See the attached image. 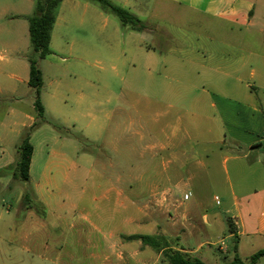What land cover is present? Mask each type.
I'll list each match as a JSON object with an SVG mask.
<instances>
[{
  "label": "rangeland",
  "instance_id": "374dc122",
  "mask_svg": "<svg viewBox=\"0 0 264 264\" xmlns=\"http://www.w3.org/2000/svg\"><path fill=\"white\" fill-rule=\"evenodd\" d=\"M110 1L136 14L158 31L152 36L124 27L114 13L103 10L92 0H64L58 7L50 44L52 53L39 62L44 80L41 100L47 111L34 140L37 155L30 181L13 179L17 148L26 128L20 133H12L0 127V136L7 134L6 152L0 157V264H134L133 256L123 249L126 245L122 238V244L115 247L114 260L110 257L101 263L87 259L86 254L106 248V241L112 234L156 235L159 231L175 248L185 250L189 257L202 260V254L208 253L211 259H207V264H226L233 258L229 250L233 239L227 234L217 239L212 233L201 230L193 233L190 227L186 230L184 210L194 202V197L184 200L189 194L184 184L165 196L167 206L156 212L149 223L144 222L145 207L150 203V199L143 196L144 181H135L138 185L132 190H129L130 186L136 185L133 180L119 181L124 194L116 196L114 177L119 173L130 176V165L126 163L129 160L135 162L134 167L143 168L144 164L139 162L144 159L140 158L146 153L144 147H138L136 157L128 156L125 151L121 156L115 154L111 146L113 122L102 119L101 130L95 125L90 126L94 121L85 116L88 105H78L81 96L108 98L133 92L141 98L164 97L165 91L175 88L176 84L167 87L155 76L150 82L147 69L154 59L145 48L174 49L176 46L172 41L161 37L166 31L178 32L179 41L198 46L204 44L211 25L214 28L220 26V30H224V26L216 25L201 13L174 9L162 0ZM25 4L26 0H0V55L7 54L5 43L18 38L16 32H20L23 22L17 14ZM35 8L36 0L33 14ZM26 37L22 52L28 57L32 54V46L29 35ZM27 57L19 56L26 70L29 67ZM6 87L7 82L0 78V121L7 118L11 108H19L25 115H35L32 88L18 84V95L11 97ZM114 104L115 101L104 108L113 110ZM8 121L21 125L27 119L8 117ZM205 122L202 120V124ZM11 159L15 161L14 165L5 168V163ZM119 159L122 164L116 163ZM217 181H212L214 186ZM202 182L196 180L194 184L198 187ZM38 184L45 195L43 198L51 200L57 209L55 212L48 210L42 197L36 195ZM130 191L132 195H129ZM19 192L23 195L17 200ZM26 193L33 208H28V201L24 200ZM132 200H136L135 206ZM117 203L122 205L120 209ZM213 204L217 210L218 206ZM74 205H77L76 209ZM203 214L211 213L194 211L195 216ZM132 219L137 222L130 223ZM217 240L221 241L218 243ZM200 242H204L202 254L192 252ZM127 246L132 244L127 243ZM225 248L226 252H223ZM148 253L151 257L145 264H165L161 255L150 249Z\"/></svg>",
  "mask_w": 264,
  "mask_h": 264
},
{
  "label": "crops",
  "instance_id": "0c3cea01",
  "mask_svg": "<svg viewBox=\"0 0 264 264\" xmlns=\"http://www.w3.org/2000/svg\"><path fill=\"white\" fill-rule=\"evenodd\" d=\"M162 2L174 9L201 13L216 25H223L224 30L211 25L204 44L198 46L179 41L178 32L166 31L161 33V37L172 41L176 46L174 49L145 48L149 57L154 59L147 69L148 78L152 79L150 82L155 76L167 87L171 83L176 84L175 88L165 91L164 97L141 98L133 92L108 98L81 96L78 105H88L85 116L94 121L90 126L95 125L101 130L99 123L102 119L113 122L111 146L115 154L121 156L127 152L128 156L136 157L138 147H144L146 153L140 155L144 159L139 162L144 167L138 169L134 167L135 162H126L130 165V176L119 173L114 177V192L116 196L124 194L119 185L121 180L144 181L143 196L150 199L145 207V223L167 206L165 196L184 184L194 197V202L184 210L186 230L190 227L193 233L199 230L212 233L217 239L227 234L233 239L226 222L229 218L239 238V255L248 258L264 249V0ZM34 5L35 0H26L25 6L19 10L17 18L23 23L20 32H16L18 38L5 43L7 54L0 55V78L7 82L6 91L11 97L18 95V84L29 86L30 65L26 52L22 51L26 35L30 37L28 18L33 15ZM85 6L87 8L88 4ZM148 25L153 30L139 33L156 35L158 29ZM19 56L27 57V70ZM113 101V110L106 111L104 106ZM43 105L46 112L44 102ZM6 117L0 121V127L12 133H20L37 121L36 111L35 115H25L19 108L9 109ZM8 117H21L27 121L21 125L19 122L10 124ZM202 120L206 122L202 124ZM40 129L31 136L34 154L30 179L37 155L34 140ZM5 139L7 134L0 136V157L6 152ZM14 163L11 159L4 167L11 168ZM116 163L122 164V160ZM196 180L203 182L196 187ZM213 180H218L215 186ZM135 184L129 190L138 182ZM41 190L38 184L36 195L42 197L48 210L55 212L57 209L51 200L43 198L45 195ZM17 195V200H20L23 194L19 192ZM129 195H132L131 191ZM132 201L135 206L136 200ZM213 203L218 206L217 210ZM118 207L120 209L122 205L118 204ZM73 208L76 209L77 205ZM195 210L210 211L211 214L195 216ZM129 222L137 221L132 219ZM186 230L184 234L187 235ZM122 235L132 234H112L106 241V248L94 254L87 253L86 258L100 260L101 263L110 257L114 260V250L116 245L122 244ZM127 243L132 246H127ZM123 245H126L123 249L133 256L134 264H145L151 257L141 242L124 241ZM177 249L186 253L181 248ZM203 249L204 242H200L192 252L202 254ZM202 255L203 262L209 263L210 255Z\"/></svg>",
  "mask_w": 264,
  "mask_h": 264
},
{
  "label": "trees",
  "instance_id": "16d2710c",
  "mask_svg": "<svg viewBox=\"0 0 264 264\" xmlns=\"http://www.w3.org/2000/svg\"><path fill=\"white\" fill-rule=\"evenodd\" d=\"M64 0H36L34 14L28 18L30 42L32 54L28 56L30 65L29 86L34 90V108L36 111L37 121L23 132L21 143L17 148L18 160L14 165L13 179L24 182L30 181V168L34 147L31 143L32 133L39 128L45 121V108L41 100V89L44 85L43 73L40 69L39 62L49 56L52 30L56 23L57 9ZM100 5L105 11L114 13L124 27H129L133 31L146 32L152 28L142 21L136 14L128 9L114 4L110 0H92ZM153 30V29H152ZM24 200L28 201V208H33L29 203V194L24 195ZM38 210V209H36ZM228 230L233 234V246L231 252L233 258L226 264H258L264 259V249L256 252L248 258L239 255L238 244L239 238L236 235L235 227L231 219H226ZM126 242H141L142 247H146L157 255L162 256L165 264H207L198 258L189 257L188 254L175 248L172 242L160 231L156 235H122Z\"/></svg>",
  "mask_w": 264,
  "mask_h": 264
},
{
  "label": "built area",
  "instance_id": "2783aa9c",
  "mask_svg": "<svg viewBox=\"0 0 264 264\" xmlns=\"http://www.w3.org/2000/svg\"><path fill=\"white\" fill-rule=\"evenodd\" d=\"M190 197H191V193L186 194V195L184 196V200H188ZM221 244L224 245L223 242H221ZM222 245H221V246H222ZM225 250H226V248H225Z\"/></svg>",
  "mask_w": 264,
  "mask_h": 264
}]
</instances>
